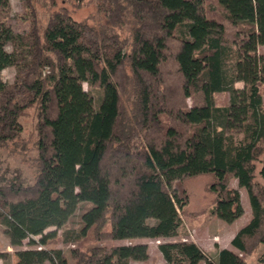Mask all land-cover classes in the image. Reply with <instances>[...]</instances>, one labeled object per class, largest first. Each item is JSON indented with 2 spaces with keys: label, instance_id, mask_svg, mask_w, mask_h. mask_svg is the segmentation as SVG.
Returning <instances> with one entry per match:
<instances>
[{
  "label": "trees",
  "instance_id": "trees-1",
  "mask_svg": "<svg viewBox=\"0 0 264 264\" xmlns=\"http://www.w3.org/2000/svg\"><path fill=\"white\" fill-rule=\"evenodd\" d=\"M85 1L23 0L29 29L12 34L9 0H0V71L15 68L12 83L0 80V225L11 246H31L15 251L16 264L145 261L147 244L131 240L176 236L183 215L237 219L230 179L251 211L233 249L157 248L161 264H251L246 256L264 246V184L255 179L258 162L264 179V0H91L106 18L97 25L66 6ZM83 82L102 89L97 106ZM221 91L230 97L218 106ZM6 150L35 151L31 181L8 166ZM200 175L212 197L194 214L180 181ZM77 210V227L62 236L94 243L64 251L57 230ZM121 240L130 242L111 243Z\"/></svg>",
  "mask_w": 264,
  "mask_h": 264
},
{
  "label": "rangeland",
  "instance_id": "rangeland-1",
  "mask_svg": "<svg viewBox=\"0 0 264 264\" xmlns=\"http://www.w3.org/2000/svg\"><path fill=\"white\" fill-rule=\"evenodd\" d=\"M10 10L6 14V24L9 27L12 34H21L25 33L29 29V21L27 18H24L26 13L23 0H9ZM66 6L72 11V15L77 20L87 21L89 24L97 25L100 20L101 23L106 22L105 16L97 13L96 3L91 0H86L82 5L72 7L69 4ZM43 21L46 17V14L41 10ZM127 33L122 32L121 35L124 37ZM5 50H11V44L8 42L5 45ZM258 53L264 54V45H259L257 47ZM15 76L14 66H7L0 71V80L4 83H12ZM83 88L87 90L93 97L94 105L97 106L98 102L102 97V89H96L90 87L86 82H83ZM243 83L240 81L235 82V88H242ZM230 94L228 91H221L214 95L215 104L218 106L226 105L228 103ZM32 110L21 118V123L23 125V134L27 135L33 128L34 118L32 115ZM35 151L31 150L28 152L22 153H13L12 151L6 150L3 151V158L8 161V166L20 168V170L28 177V180H32V170L34 163ZM256 176L255 179L257 182L264 184V179L259 175V169L261 163L256 164ZM208 182V176L200 175L192 178H185L180 181L181 188L184 192V195L188 201V210L190 213H198L201 209L205 208L211 203L212 195L208 193L205 189V185ZM229 185L233 188H236L240 193L241 206L243 209L242 214L232 222H225L217 217L204 218L199 214L192 216L183 215L181 226L179 227L178 233L176 236L171 239L167 238H156L150 239L147 238L144 241L147 244V251L150 253V257L145 261H135L131 260L132 264H157L158 263V254H157V245L162 242L173 241V242H184L196 240L203 249L205 254L213 256L217 252V246L230 248V236H233V233L241 226H243L251 217L250 206L244 187H240L237 183V180L230 179ZM168 188L172 198H176L178 195V186L176 181H172L168 184ZM77 213L78 210L69 218L67 223L57 230V235L55 238V246L61 248L64 251H68L73 247L89 246L94 242H73L71 238L67 235L64 239L62 236V231L68 228L77 227ZM49 228L48 230H52ZM72 237V236H71ZM37 238V236L33 237ZM135 240H138L135 242ZM131 240L132 243H140L139 239ZM20 247H12L8 245V238L3 232V227L0 225V264H13L15 249L16 248H28L31 247L28 245L27 239L24 241ZM128 240H121V244H129ZM109 243V242H108ZM117 243V242H111ZM7 250H11L10 254H7ZM264 253V246H261L257 252L251 256H246V259L251 264H259L257 257ZM12 256V257H10Z\"/></svg>",
  "mask_w": 264,
  "mask_h": 264
},
{
  "label": "crops",
  "instance_id": "crops-1",
  "mask_svg": "<svg viewBox=\"0 0 264 264\" xmlns=\"http://www.w3.org/2000/svg\"><path fill=\"white\" fill-rule=\"evenodd\" d=\"M236 232V231H235ZM234 232V233H235ZM234 233H233V235H234ZM174 237V236H173ZM159 238H163V237H159ZM172 237H170V238H167V239H171ZM231 238H232V235L230 236V240H231ZM135 239H139L141 242L140 243H145L144 241H146V239L147 238H135ZM135 239H133V240H135ZM136 241H138V240H135V242ZM171 241V240H170ZM193 242H195L197 245H200L198 242H196V240H192ZM120 241H117V243H119ZM8 245L9 246H11L10 244H9V241H8ZM12 247H14V246H12ZM223 247H225V246H223ZM226 248V247H225ZM18 248H16L14 251H16ZM228 249H233L232 248V246H231V244H230V248H228ZM11 250H7V254L9 253H11L10 252ZM157 256H158V263L157 264H161V263H163L164 262V259H163V257H162V255H161V253L159 252V250H158V248H157ZM148 256L150 257V253H149V251H148ZM10 257H12V256H10ZM14 263L13 264H16V262H17V258H16V256H14Z\"/></svg>",
  "mask_w": 264,
  "mask_h": 264
}]
</instances>
